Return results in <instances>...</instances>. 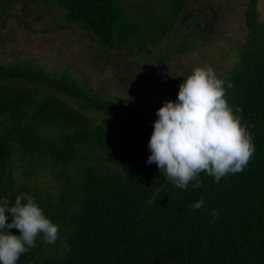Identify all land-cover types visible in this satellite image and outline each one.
Here are the masks:
<instances>
[{"label":"trees","instance_id":"16d2710c","mask_svg":"<svg viewBox=\"0 0 264 264\" xmlns=\"http://www.w3.org/2000/svg\"><path fill=\"white\" fill-rule=\"evenodd\" d=\"M35 1L63 9L105 51L132 45L139 54L176 29L188 2L141 0L127 9L122 0ZM244 18L238 61L223 79L234 85L226 99L241 110L255 151L219 183L201 172L196 189L175 187L145 162L152 127L141 112L30 61L0 64V196L14 202L30 194L59 225L55 244L37 236L17 264H264V19L257 0L248 1ZM180 83L171 81L169 100ZM41 172L50 184L39 182ZM200 198L203 209H193Z\"/></svg>","mask_w":264,"mask_h":264},{"label":"rangeland","instance_id":"374dc122","mask_svg":"<svg viewBox=\"0 0 264 264\" xmlns=\"http://www.w3.org/2000/svg\"><path fill=\"white\" fill-rule=\"evenodd\" d=\"M140 1L122 4L129 9ZM248 1L188 0L176 29L139 54L132 45L110 51L98 47L94 36L67 21L56 5L10 0L0 5V64L30 61L51 75L68 74L92 95H105L141 112L152 127L156 109L170 98L175 77L182 82L194 68L211 66L223 79L234 68L246 37ZM148 2L161 6L164 0ZM257 10L264 19V0H257ZM91 113L100 120V114ZM43 173L39 182L50 184Z\"/></svg>","mask_w":264,"mask_h":264},{"label":"clouds","instance_id":"9594fccd","mask_svg":"<svg viewBox=\"0 0 264 264\" xmlns=\"http://www.w3.org/2000/svg\"><path fill=\"white\" fill-rule=\"evenodd\" d=\"M233 86L211 66L196 67L178 85L176 99L165 100L156 109L145 162L155 163L164 180L181 190L196 189L202 183L201 172L219 183L246 167L255 148L237 115L241 110L234 111L227 102L226 89ZM204 204L200 198L191 206L203 209ZM211 214L218 215L216 210ZM13 228L19 235L8 231ZM37 236L55 244L59 225L30 194L17 195L14 202L0 196V264H17L22 254L36 246Z\"/></svg>","mask_w":264,"mask_h":264}]
</instances>
